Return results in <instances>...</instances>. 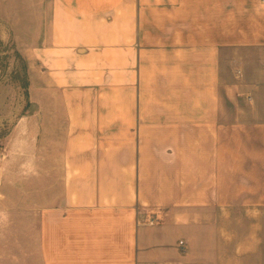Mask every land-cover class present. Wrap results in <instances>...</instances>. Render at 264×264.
<instances>
[{
	"label": "crops",
	"instance_id": "1",
	"mask_svg": "<svg viewBox=\"0 0 264 264\" xmlns=\"http://www.w3.org/2000/svg\"><path fill=\"white\" fill-rule=\"evenodd\" d=\"M24 19L35 253L0 264H264L261 0H36Z\"/></svg>",
	"mask_w": 264,
	"mask_h": 264
},
{
	"label": "rangeland",
	"instance_id": "2",
	"mask_svg": "<svg viewBox=\"0 0 264 264\" xmlns=\"http://www.w3.org/2000/svg\"><path fill=\"white\" fill-rule=\"evenodd\" d=\"M35 15L36 0H0V255L35 253V198L21 200L31 195L34 184L30 178L36 172L35 108L31 102L36 64L29 63L35 57L30 52L36 40L35 32L26 29L33 24L22 22L24 18L35 22ZM21 207L28 210L23 218L29 223L28 231L22 232L15 227L21 224L20 214L10 213ZM21 236L24 246L19 244Z\"/></svg>",
	"mask_w": 264,
	"mask_h": 264
},
{
	"label": "built area",
	"instance_id": "3",
	"mask_svg": "<svg viewBox=\"0 0 264 264\" xmlns=\"http://www.w3.org/2000/svg\"><path fill=\"white\" fill-rule=\"evenodd\" d=\"M261 3L264 4V0H261ZM183 244V243H182Z\"/></svg>",
	"mask_w": 264,
	"mask_h": 264
}]
</instances>
